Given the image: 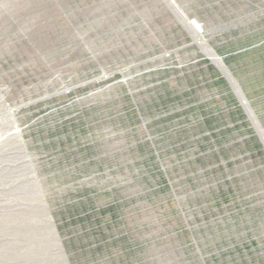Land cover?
<instances>
[{
  "label": "rangeland",
  "instance_id": "rangeland-1",
  "mask_svg": "<svg viewBox=\"0 0 264 264\" xmlns=\"http://www.w3.org/2000/svg\"><path fill=\"white\" fill-rule=\"evenodd\" d=\"M0 264H264V0H0Z\"/></svg>",
  "mask_w": 264,
  "mask_h": 264
},
{
  "label": "built area",
  "instance_id": "built-area-1",
  "mask_svg": "<svg viewBox=\"0 0 264 264\" xmlns=\"http://www.w3.org/2000/svg\"><path fill=\"white\" fill-rule=\"evenodd\" d=\"M188 25H189V27L192 28V30L194 32H196V33L202 32V26L197 20H195V19L190 20Z\"/></svg>",
  "mask_w": 264,
  "mask_h": 264
}]
</instances>
